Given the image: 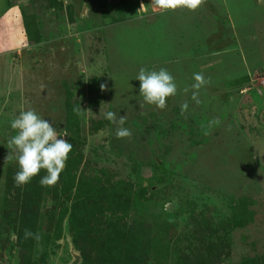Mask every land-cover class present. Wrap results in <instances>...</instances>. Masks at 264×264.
Here are the masks:
<instances>
[{
	"label": "rangeland",
	"instance_id": "obj_1",
	"mask_svg": "<svg viewBox=\"0 0 264 264\" xmlns=\"http://www.w3.org/2000/svg\"><path fill=\"white\" fill-rule=\"evenodd\" d=\"M141 67L175 78L164 109ZM29 108L80 154L53 186L14 181L10 123ZM72 218L97 264H264V0H0V264H79ZM29 228L32 247L11 246Z\"/></svg>",
	"mask_w": 264,
	"mask_h": 264
},
{
	"label": "clouds",
	"instance_id": "obj_2",
	"mask_svg": "<svg viewBox=\"0 0 264 264\" xmlns=\"http://www.w3.org/2000/svg\"><path fill=\"white\" fill-rule=\"evenodd\" d=\"M155 5L163 12L186 8L196 10L204 0H154ZM135 79L139 83V94L142 95L145 103L155 105L160 109L166 107L167 98L177 93V84L173 75L166 69L159 70L141 67ZM192 84L193 99L197 98V92L208 81L201 73H194ZM101 89L105 85H100ZM187 91V89H185ZM182 111L187 109V104L181 106ZM104 118L117 125L116 137L124 138L132 135L131 130L125 128V116L117 117L113 111L104 114ZM10 127L16 130V135L12 136L8 145L15 150V159L18 170L14 176L17 186L26 185L37 176L41 170L46 172L42 176L40 183L43 186H53L64 171L72 151L73 145L67 138V133L61 134L57 130L56 124L49 119L42 117L35 109L22 110L16 115ZM31 235V233H26Z\"/></svg>",
	"mask_w": 264,
	"mask_h": 264
},
{
	"label": "trees",
	"instance_id": "obj_3",
	"mask_svg": "<svg viewBox=\"0 0 264 264\" xmlns=\"http://www.w3.org/2000/svg\"><path fill=\"white\" fill-rule=\"evenodd\" d=\"M79 155L80 154L77 153L76 156H74V155L69 156L68 161L66 163V168H68V170H72L73 168H75V169L77 168V164H78V161H79ZM72 208L75 209L76 208V204H74V206H72ZM72 213H73V211L69 213V216H71ZM4 215H5L4 216V222L10 228V230H9V228H7V231L8 230L9 231L15 230L16 226H18V224H19V227L22 226V225H26L27 224V222H25V220H26L25 214H22V215H19V216H15L16 214H14V216L12 214H4ZM73 220L75 221V218L71 219L70 230L72 231L73 246H74V248L76 250L79 251V254H80L81 260H80L79 264H97V263H95V261L92 262L89 259V257H87V251H86L87 248L84 247L83 243H80L82 238L80 237V233H78V230L75 227V225L72 224ZM78 229H79V227H78ZM32 232H33V230L30 229V228L25 230L23 232V234H22L23 235L22 238H18L19 241H17V242H11V246H13V244H15V243H19L20 245H23V246L27 245L29 248H31L32 247ZM26 233H31V235H26ZM97 235H99V234H97ZM100 236H102L101 238L104 239L102 234H100ZM92 242H93V239H92ZM103 242H104V240H102V243L99 244L100 247L102 246ZM104 243H106V242H104ZM86 244H89V243H86ZM93 245L99 246V245H96V243L95 244L93 243ZM105 247H106V245L103 248H105ZM98 264H114V261L110 257L103 256L99 260Z\"/></svg>",
	"mask_w": 264,
	"mask_h": 264
},
{
	"label": "water",
	"instance_id": "obj_4",
	"mask_svg": "<svg viewBox=\"0 0 264 264\" xmlns=\"http://www.w3.org/2000/svg\"><path fill=\"white\" fill-rule=\"evenodd\" d=\"M75 259L70 264H76L79 260V257L74 255Z\"/></svg>",
	"mask_w": 264,
	"mask_h": 264
}]
</instances>
